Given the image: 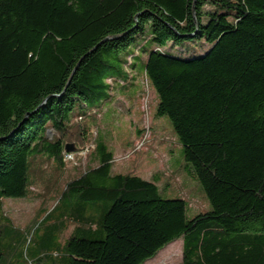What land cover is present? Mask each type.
Listing matches in <instances>:
<instances>
[{
    "label": "trees",
    "instance_id": "16d2710c",
    "mask_svg": "<svg viewBox=\"0 0 264 264\" xmlns=\"http://www.w3.org/2000/svg\"><path fill=\"white\" fill-rule=\"evenodd\" d=\"M188 40L210 47L162 50ZM143 57L210 205L190 219L154 182L114 173L99 134ZM90 142L70 173L65 146ZM4 199L38 202L32 223ZM179 239L181 264H264V0H0V264H144Z\"/></svg>",
    "mask_w": 264,
    "mask_h": 264
},
{
    "label": "rangeland",
    "instance_id": "374dc122",
    "mask_svg": "<svg viewBox=\"0 0 264 264\" xmlns=\"http://www.w3.org/2000/svg\"><path fill=\"white\" fill-rule=\"evenodd\" d=\"M149 29L146 30V33ZM144 47L150 45L146 36L139 40ZM210 44L204 41L188 40L180 46L170 43L162 50L176 58L186 59L202 55ZM138 86L128 90V96H121L115 103V119L107 128L109 151L113 153V172L133 173L144 180L152 181L158 187L161 198L180 199L185 202L188 219L210 210L205 193L183 159V148L173 132L166 116H157L158 97L155 90L143 78H138ZM115 98V95H112ZM101 119V116H100ZM102 127V125H101ZM106 129L100 128V132ZM98 134L92 130V139ZM51 133L49 136L51 137ZM92 145L94 146L93 142ZM92 145L68 161V171L86 164V155ZM87 151V152H86ZM70 154V153H69ZM78 157V158H75ZM38 202L22 199H4V210L9 218L18 221L21 227L28 226L34 219ZM21 220V221H19ZM16 222V224H17ZM181 239L161 250L153 259L144 264H181Z\"/></svg>",
    "mask_w": 264,
    "mask_h": 264
},
{
    "label": "crops",
    "instance_id": "0c3cea01",
    "mask_svg": "<svg viewBox=\"0 0 264 264\" xmlns=\"http://www.w3.org/2000/svg\"><path fill=\"white\" fill-rule=\"evenodd\" d=\"M141 61H131L132 63H134V67L132 68L131 66H129L128 70L126 71L127 73V77H128V83L127 84H118L117 86H115V88L113 89L112 94L115 95V98L113 97V100L104 108L103 110V114L101 116V120L102 122H105L104 124H102V128H104V130L106 129L105 132H100L99 134H101L102 137L107 138V136H109V132L107 130V128L109 127V124L112 123L115 119V108L114 105L115 103L118 102L119 97L121 96H125L126 93L128 92V88L130 85H132L131 87H136L138 86V78L139 77V73H138V67L140 63L144 62V57L140 59ZM127 86V89L122 90L121 87H125ZM130 87V88H131Z\"/></svg>",
    "mask_w": 264,
    "mask_h": 264
},
{
    "label": "water",
    "instance_id": "95a60500",
    "mask_svg": "<svg viewBox=\"0 0 264 264\" xmlns=\"http://www.w3.org/2000/svg\"><path fill=\"white\" fill-rule=\"evenodd\" d=\"M65 151H66L67 153H73V152H75V147H74V145H72V144H70V145H66V146H65Z\"/></svg>",
    "mask_w": 264,
    "mask_h": 264
},
{
    "label": "built area",
    "instance_id": "2783aa9c",
    "mask_svg": "<svg viewBox=\"0 0 264 264\" xmlns=\"http://www.w3.org/2000/svg\"><path fill=\"white\" fill-rule=\"evenodd\" d=\"M93 148H94V146L92 145V149H93ZM88 153H89V152H88ZM64 161H66V162L70 161V162H71V161H74V160H69V159H68V153H65V154H64Z\"/></svg>",
    "mask_w": 264,
    "mask_h": 264
},
{
    "label": "bare ground",
    "instance_id": "6f19581e",
    "mask_svg": "<svg viewBox=\"0 0 264 264\" xmlns=\"http://www.w3.org/2000/svg\"><path fill=\"white\" fill-rule=\"evenodd\" d=\"M86 152H87V151H86ZM81 153H82V152H81ZM71 158H73V155L68 153V159H71Z\"/></svg>",
    "mask_w": 264,
    "mask_h": 264
}]
</instances>
